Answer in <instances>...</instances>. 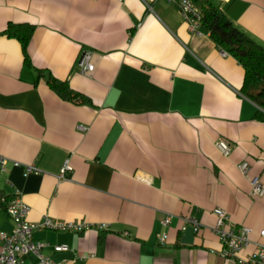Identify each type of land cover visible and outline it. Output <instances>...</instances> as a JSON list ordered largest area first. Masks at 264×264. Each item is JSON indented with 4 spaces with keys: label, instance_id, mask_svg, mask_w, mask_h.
<instances>
[{
    "label": "crops",
    "instance_id": "obj_1",
    "mask_svg": "<svg viewBox=\"0 0 264 264\" xmlns=\"http://www.w3.org/2000/svg\"><path fill=\"white\" fill-rule=\"evenodd\" d=\"M212 1L264 44V0ZM9 20L35 24L33 66L20 42L0 33V190L21 194L29 219L91 222L80 232L35 228L33 238L49 242L43 253L63 264H237L221 254L215 206L250 227L241 253L264 242V194H250L237 166L248 158L264 181V119L241 92V63L202 25L192 32L177 2L0 0V31ZM85 48L94 63L88 72L77 65ZM47 74L91 102L62 98ZM219 136L231 144L227 155L216 146ZM65 158L73 170L61 178ZM24 163L42 170L25 174ZM182 214L197 216L201 229L182 228ZM12 227L0 206V228ZM58 242L71 249L56 251ZM75 250L91 254L80 260ZM22 257L38 264L32 252Z\"/></svg>",
    "mask_w": 264,
    "mask_h": 264
},
{
    "label": "built area",
    "instance_id": "obj_2",
    "mask_svg": "<svg viewBox=\"0 0 264 264\" xmlns=\"http://www.w3.org/2000/svg\"><path fill=\"white\" fill-rule=\"evenodd\" d=\"M175 1L179 5L181 16L187 22L189 29L192 32H197L201 25L202 11L195 0H168ZM222 53H226L221 49ZM79 68L88 72L92 70L94 63L92 60V50L90 48L82 49L77 59ZM84 128L82 124L78 125ZM217 148L225 155L231 151V144L224 136H219L216 140ZM5 161L4 156L0 157V168H3ZM14 163H18L15 161ZM237 166L245 177L250 182V194L259 196L264 194V181L259 174L251 171V163L248 158H243L237 162ZM42 169L35 163H24V173H39ZM73 170V166L68 158L63 161L58 176L61 178L69 177V172ZM136 178H142L147 183L151 179L144 176L140 171L134 173ZM4 201V209L13 220V227L10 229L0 228V264H22L23 254L32 252L38 258V264H63L65 258L57 259L50 254L42 252V248L49 244L46 240L34 239L33 230L35 228L47 227L61 230H74L80 232L84 230L91 222L82 218L63 219L53 218L48 214H44L39 218L32 220L28 218L30 206L22 198L19 193H11L7 197L2 196ZM213 212L216 215V221L213 225V230L219 235L222 241L221 254L233 259L237 264H264V242H256L254 247L246 253H241L242 250L251 242L250 227L246 224H237L230 217L229 212L222 206H215ZM182 228L190 226L193 231L198 232L202 227L201 220L192 214H182ZM171 220V214H167L163 220L168 224ZM106 222H100L99 227L106 228ZM127 233V231H124ZM260 234L264 236V228L260 229ZM159 240L163 241L167 237V232L158 234ZM56 251L70 250L71 246L67 242H58L53 244ZM91 252L88 250H75L72 257L76 259H85Z\"/></svg>",
    "mask_w": 264,
    "mask_h": 264
},
{
    "label": "trees",
    "instance_id": "obj_3",
    "mask_svg": "<svg viewBox=\"0 0 264 264\" xmlns=\"http://www.w3.org/2000/svg\"><path fill=\"white\" fill-rule=\"evenodd\" d=\"M200 6L201 25L208 31L215 44L233 55L244 68L241 92L257 105L254 116L264 119V44L259 42L247 31L239 27L219 5L212 0H195ZM35 24L30 21L9 20L0 33L15 37L21 45L23 61L33 66L28 45ZM41 75L42 69L35 68ZM49 86L62 98L75 102H91L83 92L73 88L67 79L58 78L52 74L46 75ZM9 193L0 190V206L4 208L2 196Z\"/></svg>",
    "mask_w": 264,
    "mask_h": 264
}]
</instances>
